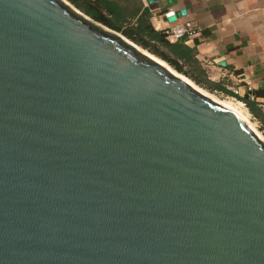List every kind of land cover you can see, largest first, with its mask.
Listing matches in <instances>:
<instances>
[{
  "label": "water",
  "instance_id": "obj_1",
  "mask_svg": "<svg viewBox=\"0 0 264 264\" xmlns=\"http://www.w3.org/2000/svg\"><path fill=\"white\" fill-rule=\"evenodd\" d=\"M196 87L64 0H0V264H264V142Z\"/></svg>",
  "mask_w": 264,
  "mask_h": 264
},
{
  "label": "crops",
  "instance_id": "obj_2",
  "mask_svg": "<svg viewBox=\"0 0 264 264\" xmlns=\"http://www.w3.org/2000/svg\"><path fill=\"white\" fill-rule=\"evenodd\" d=\"M134 2L157 31L189 24L185 45L195 48L208 79L254 99L264 115V0H121V6Z\"/></svg>",
  "mask_w": 264,
  "mask_h": 264
},
{
  "label": "trees",
  "instance_id": "obj_3",
  "mask_svg": "<svg viewBox=\"0 0 264 264\" xmlns=\"http://www.w3.org/2000/svg\"><path fill=\"white\" fill-rule=\"evenodd\" d=\"M75 9L107 29L119 33L142 50L165 62L172 70L186 77L208 93H218L242 103L264 130V115L254 101L239 97L222 83H214L196 59L195 48L185 45L186 36L169 41L164 31L155 30L138 2L121 6V0H67ZM133 5V6H131ZM134 7L135 12L130 13Z\"/></svg>",
  "mask_w": 264,
  "mask_h": 264
},
{
  "label": "rangeland",
  "instance_id": "obj_4",
  "mask_svg": "<svg viewBox=\"0 0 264 264\" xmlns=\"http://www.w3.org/2000/svg\"><path fill=\"white\" fill-rule=\"evenodd\" d=\"M66 3H68L71 7H73L67 0H64ZM74 8V7H73ZM198 87V86H197ZM196 87V88H197ZM199 88V87H198ZM197 88V89H198ZM201 89V88H200ZM199 89V90H200ZM203 92H205V93H207L208 95H211V96H213V97H215V98H217L218 100H231V101H233V102H236V103H238V101H236L235 99H233V98H229V97H225V96H223L222 94H218V93H208L207 91H205V90H203V89H201ZM240 103V102H239ZM241 106H242V108H243V111L245 112V114L247 115V118H248V120L250 121V123L253 125V128L256 130V132H257V134L259 135V138L264 142V130H262L261 129V125H260V123L255 119V118H253L250 114H249V112H248V110L245 108V106L241 103ZM257 135V136H258Z\"/></svg>",
  "mask_w": 264,
  "mask_h": 264
},
{
  "label": "bare ground",
  "instance_id": "obj_5",
  "mask_svg": "<svg viewBox=\"0 0 264 264\" xmlns=\"http://www.w3.org/2000/svg\"><path fill=\"white\" fill-rule=\"evenodd\" d=\"M174 71V70H173ZM203 92V91H202ZM205 93V92H203ZM209 98H211L213 101H216L217 103H220L222 105H224L225 107L229 108L230 110H232L234 113H236L238 116L241 117V119L254 131V133L257 134L256 130L253 128V125L250 123V121L247 118V113L245 114V112L243 111V108L241 106V103H236L233 102L231 100H218L217 98L208 95L207 93H205ZM258 135V134H257ZM259 137V135H258ZM261 138V137H260Z\"/></svg>",
  "mask_w": 264,
  "mask_h": 264
},
{
  "label": "built area",
  "instance_id": "obj_6",
  "mask_svg": "<svg viewBox=\"0 0 264 264\" xmlns=\"http://www.w3.org/2000/svg\"><path fill=\"white\" fill-rule=\"evenodd\" d=\"M164 33L169 41H176L183 36H189L191 34V26L189 24L178 25L165 30Z\"/></svg>",
  "mask_w": 264,
  "mask_h": 264
}]
</instances>
